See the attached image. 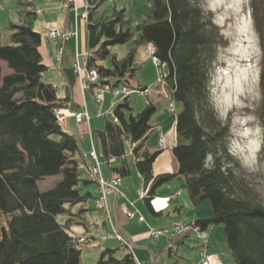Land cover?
I'll return each instance as SVG.
<instances>
[{
    "label": "trees",
    "instance_id": "16d2710c",
    "mask_svg": "<svg viewBox=\"0 0 264 264\" xmlns=\"http://www.w3.org/2000/svg\"><path fill=\"white\" fill-rule=\"evenodd\" d=\"M14 1L19 8L17 19L8 24V40L0 42V212L8 217L6 227L0 225V264H81V250L71 246L66 231L85 225L84 214L95 210L90 190L95 182L79 168L86 161L79 139L66 133L56 119L60 110L74 108L71 93L78 83L74 50L67 47V39L58 48L57 71L66 82V94L60 99L54 86L43 81L47 67L39 52L41 35L28 25V19H36L35 4L33 0ZM103 1L84 0L91 52L83 66L97 72L96 86L110 82L114 87H130L129 80L138 69L137 48L153 46L154 57L167 69L163 76L169 97L181 106L171 151L177 173L184 179L191 206L208 201L211 207L209 218L192 225L200 231L216 229L233 264H264V189L259 192L253 186L230 152L229 123L220 119L209 93L210 70L224 44L219 28L201 8V0H144L148 12L141 22L115 6L101 11ZM248 2L263 49L258 118L264 165V0ZM131 40L133 47L124 57L112 55L110 66L99 65L112 46ZM141 89L147 88L136 90ZM131 110L129 97L123 98L112 111L113 119L92 131L93 142L100 161L108 165L113 160L109 170L120 179L130 175L126 144H136L132 161L147 190L141 200L148 213L157 217L161 211L153 208L155 191L174 176H154L153 163L160 151L144 148L154 130L150 118L155 104H145L136 114ZM45 178L59 180L42 192L38 182ZM58 216L65 217L64 223L57 221ZM115 253L114 249L100 251L95 264H133L130 255L116 258ZM166 254L173 256L169 250Z\"/></svg>",
    "mask_w": 264,
    "mask_h": 264
},
{
    "label": "rangeland",
    "instance_id": "374dc122",
    "mask_svg": "<svg viewBox=\"0 0 264 264\" xmlns=\"http://www.w3.org/2000/svg\"><path fill=\"white\" fill-rule=\"evenodd\" d=\"M76 1L77 4H71L74 15L73 13H69L68 17L69 23H73V26L75 25L74 17L78 19L76 38L71 39V37L75 36L73 28L65 31L64 34L66 37L60 36L62 39L58 37L55 41L50 40L47 38L48 36L46 37L45 35L46 27H48L47 32L50 30L63 32V21L66 16V10L64 9L53 10L48 7V4L46 9L44 6L38 5L37 9L43 11V13L38 14L36 19H28V25L33 31L41 35L39 52L42 56L43 64L47 67V70L43 74L44 82H46L51 77V73H53L51 67L55 69L58 68V48L66 39L68 48L79 51L80 54L83 52H91L87 42L86 21L79 18L80 13L83 12L85 3L84 0ZM137 1L138 0H115V2H113L111 0H105L100 4L99 9L107 12L114 6L118 10L125 9L126 17L137 19L138 22H141L143 16L148 12V6L144 3V0H141L139 4H137ZM0 5L2 6L0 9V42L5 43L8 40L10 32L8 30V24L17 19L19 8L14 0H1ZM200 5L205 14L209 16L219 28L220 34L224 40V44L217 50L216 60L209 74L208 86L211 102L220 119L229 123L228 145L230 152L235 156L241 168L247 173L253 186H255L259 192H262L264 189V183L262 181L264 165L260 159V150L263 145V137L258 111L261 103L259 76L262 69L263 49L254 28L249 2L248 0H201ZM60 35L62 34L60 33ZM132 47V40L125 45L112 46L110 48V54L105 59L98 61L99 65L104 67L110 66L112 55L120 59L124 57L127 50ZM134 62L135 65L138 66V69L134 73L133 78L129 80V89L132 92L129 96V107L132 109V113L136 114L144 108L146 103V98L138 95L136 89L142 86L150 90V100L152 96H154L152 92H155L154 85L156 80L161 74L166 75L167 69L162 70L160 67H154L152 65V59L146 53V48L144 47L137 48ZM57 72L58 71H56V73ZM155 98L158 100L154 103L156 112L151 116L150 123L153 122L152 117H154V115L168 113L167 111L170 105H173L176 110H180L181 108L179 102L164 98L161 100L158 96ZM121 102V98L114 99L108 93L105 94L104 102L100 107L95 106L92 99L91 103L95 109V115L92 117V120L99 121L102 125H104L105 120L111 121L113 119L112 111L114 107ZM97 111H100L102 116H97ZM172 116L173 118L176 117L175 114H172ZM155 140L156 134L151 133L147 138V141H149L147 145H153ZM161 153H165V151ZM132 160V157H128V161L131 164L130 175L121 178L122 184L117 189L120 194L118 197L124 200V203L117 208L120 213H117L126 221L125 215L120 211L121 207L125 205L128 211L132 214L135 213L134 218L139 215L144 218L145 223H143L141 227H145L148 230L149 224H152L153 217L148 213L144 206V202L138 196L140 189L137 191V188H139L140 178ZM207 162H210V158H208ZM112 166H114V164H112ZM103 169L108 168L106 165H102V170ZM177 178L181 179L180 181L184 188L180 198L185 199L187 203H189V210L194 209L195 207L193 208L187 200L184 180L181 176L173 177L169 182L161 185L156 190L165 187V185ZM58 180L59 178H45L38 182V188L42 192L46 191ZM110 196L113 197L116 195L111 194L106 197L105 210L98 209L96 210L97 212L93 210L84 214L85 223L98 220L99 213L110 215L107 206ZM156 198L155 200L159 203H162V201L166 203L168 201L165 197ZM198 207H200V210H205L206 208L211 212L210 203L208 201L201 202L198 204L197 208ZM7 219L8 217L0 212V225L6 227ZM57 221L62 224L65 221V217L58 216ZM130 221L131 220L126 222L131 225ZM75 229L83 230V226L78 224L73 225L71 230L75 232ZM210 232L219 234L216 229ZM120 236L123 240L129 242L122 233H120ZM219 237H221L220 234ZM130 246L132 249V255L130 256L133 258L134 248L131 241ZM100 249L102 248L98 247L97 243H94L91 247L81 249V264H95L99 260ZM117 252L119 251L116 250V253ZM208 258L207 256V263L210 264Z\"/></svg>",
    "mask_w": 264,
    "mask_h": 264
},
{
    "label": "crops",
    "instance_id": "0c3cea01",
    "mask_svg": "<svg viewBox=\"0 0 264 264\" xmlns=\"http://www.w3.org/2000/svg\"><path fill=\"white\" fill-rule=\"evenodd\" d=\"M68 1L70 0H33L35 4V9L37 11V15L43 13V11L37 9L38 5L44 6L47 9L46 6L48 4L49 5L48 7L50 9L66 10V16L63 21V31H68L69 29H72L74 27L73 23H69V19H68L69 13H73L74 15V12L72 11L71 8L64 7ZM75 2L77 4L76 0ZM139 3H141V0L137 1V4ZM1 7L2 6L0 5V9ZM47 28L48 27L45 28V35ZM56 71L57 68L55 71H52L53 73H51V77L46 81V83L55 86L57 97L63 99L66 94V82L63 79L61 73L60 72L56 73ZM152 93L154 94V96H152L150 101L152 103H155L158 101L155 97L158 95L156 91ZM91 100H92L91 94L82 92L78 83H76L71 93V101L72 104L74 105V108L71 109L69 106H67L66 108L61 110V113H63L64 116L66 117L63 130L66 133L74 135L79 139L80 154L81 156H85V158L88 156L90 152L89 138L85 135L87 132V128L86 125L76 126L74 119L71 115L73 111H80L82 109H86L90 117L89 120L90 131L92 132L95 130H101L104 125L100 124L99 121H95L94 119L92 120V117H94L95 115V109L91 103ZM152 120L153 122L150 124L154 126V130L151 133L156 134V140L154 141L153 145H149V146L147 145L149 141L146 140L144 143V148L147 149L149 152L160 151V154L157 156V158L153 163V174L154 176L164 175V174L173 175L174 177L179 176L177 173L178 166L171 154V151L176 144V134H175L176 117L173 118L172 114L168 112L159 115L156 114L154 115V117H152ZM80 136L83 137L79 138ZM161 138L164 141V146L162 148H159L158 143ZM162 151H165V153H161ZM102 173L106 180H108L112 176V173L110 172L109 169H103ZM130 173H131V169H130ZM180 180L181 179L178 178L174 179L172 182L165 185V187L155 191L156 197H165L167 199L170 198V200L166 203H164V201H162V203H159L156 200L152 202L155 210L161 211V214L157 217L152 216L153 217L152 224H149L148 230L145 227L144 228L141 227L143 226L142 225L143 223H138L136 220H133L130 221L131 225H129V223H127L125 220H123V218L120 217L121 215L117 213L119 212L117 208L119 207V205L124 203V200H122V198H119L118 196H113V197L110 196L108 198L107 206L110 212V220L113 223L114 227L120 233H122V235L126 239L131 241L134 248V257L141 264H196L198 262V246L200 243H199V238L195 233H191L185 236L181 241H179L177 252L175 256L172 257L166 254L168 241L164 237H159L157 240L154 241L152 239H148L150 238L148 235L150 228L152 229L154 228L155 230L169 229L174 225L191 224L198 219L209 218L211 216V212H209V209L206 208L205 210H200V207L198 208L195 207L194 209L189 210L190 207L189 203H187L185 199L180 198L181 195L183 194V189H184L182 182ZM141 188H142V182L140 179V184H139V188H137V191ZM90 190L94 198H96L98 195L96 186L93 185L90 188ZM177 191L180 192V195L178 197H173V195ZM103 217L104 216L101 213H99L98 220L92 221L101 225V230L98 235H102L104 232L108 231L109 229L108 222L105 223ZM102 222H104V224H102ZM74 231L77 234H80L83 230L75 229ZM208 231H209L208 233L209 248L207 250V255L209 257L208 258L209 263L233 264L231 257L228 255V251L226 247L221 242V237H219V234L211 233L210 232L211 229H209ZM105 249L118 250V244L116 241H105L102 244L101 250H105ZM118 251L119 252L115 253V257L116 258L124 257V253L121 252L120 250Z\"/></svg>",
    "mask_w": 264,
    "mask_h": 264
},
{
    "label": "built area",
    "instance_id": "2783aa9c",
    "mask_svg": "<svg viewBox=\"0 0 264 264\" xmlns=\"http://www.w3.org/2000/svg\"><path fill=\"white\" fill-rule=\"evenodd\" d=\"M87 17H88L87 10L84 11V13H82L80 15V18L83 20H86ZM74 33H75V37H76V32H74ZM47 36L50 39H55V38L60 37V36L66 37L65 34L60 35V33L56 30L48 31ZM147 51H148V54L152 57L153 64L157 67L160 66V63L155 58H153V48L151 45L148 46ZM87 57H88L87 54L76 53L75 54V62L73 65L74 74L77 77V80L80 84L82 91H85V92L90 90L91 84H95L99 80V76L95 70H88L83 66V62ZM158 82L160 84V94L162 96H166L164 77L160 76ZM108 92L114 98L128 94V91L126 88H122L120 90H117V89L111 88L109 85H105V86H102L99 88L97 87L94 89V94H93L95 103L97 105H100L103 101V95L105 93H108ZM145 93L146 92H144V94ZM170 111L173 112V109L170 108ZM74 119H75L76 124H81V123H87L89 118H88L86 112L83 111L80 113H75ZM57 121L59 124H63L64 118L62 116H57ZM160 142L162 144V140ZM128 144H129V151L131 153L132 149L136 146V144L135 143H128ZM89 157H90V160L92 161V165L88 168V173H89L90 178L97 183L98 192H99V196L96 200V205H97L98 209H104L105 210L106 209L105 199L108 195L117 193V189L120 185V180L117 177H113L109 181H105L103 179L102 174H101V169H100V163L97 160L96 154L93 150V146H92V151L90 152ZM80 169L85 170L87 168L84 165H82V166H80ZM144 195H145V191H140L139 197L143 198ZM120 211L125 215V218L128 221L132 220L134 218V214L130 213L126 209L125 205H123L121 207ZM139 221L141 222L142 219L140 218ZM191 232L197 233L199 236V239L201 241V246H200L199 252H198L199 264H208L207 263V254H206L207 234L205 231H200L199 228H196L192 225H179V226H174L171 230H164L162 232H156V231L151 230L150 231V237L152 239H157L160 236H165L169 241V250L171 252H174L176 250V244H175L174 240H176V239L179 240L183 236H185ZM102 239H116L119 242L120 248L125 252V254L132 255V249H131L130 243L123 240L121 238L120 234L118 232H116L114 229H112L111 233L107 234ZM72 240H73L72 244L75 245L76 243L74 241V238ZM77 243L80 245H84V244L88 243V241H86L84 238H80L77 240ZM136 264H139V263L136 262Z\"/></svg>",
    "mask_w": 264,
    "mask_h": 264
},
{
    "label": "bare ground",
    "instance_id": "6f19581e",
    "mask_svg": "<svg viewBox=\"0 0 264 264\" xmlns=\"http://www.w3.org/2000/svg\"><path fill=\"white\" fill-rule=\"evenodd\" d=\"M57 116H64V114L63 113H61V110L59 111V113H56V119H57ZM58 122V121H57ZM168 202V201H167ZM91 205H96V203L95 202H93V204H91ZM153 208H154V206H153ZM155 209V208H154ZM142 219V221L140 222L139 221V219ZM133 220H136L138 223H145V221H144V218L141 216V215H139L138 217L136 216L135 218H133L131 221H133ZM209 229H211V230H214V229H212V228H209ZM209 229H207L205 232H206V234H207V241L209 242V237H208V233H209ZM152 231H154V229L152 230ZM156 232H158V231H156ZM192 233V232H191ZM191 233H189V234H191ZM188 234V235H189ZM197 236H198V234H196ZM198 238H199V236H198Z\"/></svg>",
    "mask_w": 264,
    "mask_h": 264
}]
</instances>
